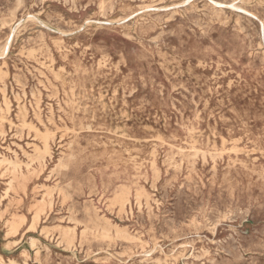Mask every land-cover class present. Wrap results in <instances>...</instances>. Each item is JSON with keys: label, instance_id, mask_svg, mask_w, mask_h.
Listing matches in <instances>:
<instances>
[{"label": "rangeland", "instance_id": "obj_1", "mask_svg": "<svg viewBox=\"0 0 264 264\" xmlns=\"http://www.w3.org/2000/svg\"><path fill=\"white\" fill-rule=\"evenodd\" d=\"M0 153V264H264V0H0Z\"/></svg>", "mask_w": 264, "mask_h": 264}, {"label": "bare ground", "instance_id": "obj_2", "mask_svg": "<svg viewBox=\"0 0 264 264\" xmlns=\"http://www.w3.org/2000/svg\"><path fill=\"white\" fill-rule=\"evenodd\" d=\"M181 4H182V3H181ZM248 14H249V13H248ZM159 15H160V14H159ZM159 15H158V16H159ZM218 17H219V16H218ZM26 22H27V20H26ZM41 24H42V23H41ZM17 25H18V24H17ZM14 32H15V31H14ZM7 47H9V45H8ZM32 51H33V50H32ZM1 57H2V56H1ZM5 67H6V66H5ZM9 78H10V77H9ZM1 90H2V89H1ZM2 93H3V92H2ZM8 99H9V98H8ZM8 103H9V102H8ZM7 110H8V109H7ZM7 113H11V111H10V112H7ZM135 118H136V117H135ZM3 120H4V119H3ZM32 125H33V124H32ZM133 130H134V129H133ZM193 130H194V129H193ZM191 131H192V130H191ZM192 133H193V132H192ZM194 133H195V132H194ZM194 133H193V134H194ZM46 138H47V135H46ZM208 139H210V138H208ZM150 140H151V139H150ZM195 142H196V140H195ZM197 142H198V139H197ZM212 147H213V146H212ZM213 148H214V147H213ZM177 149H178V148H177ZM40 151H41V150H40ZM41 152H42V151H41ZM0 154H1V153H0ZM45 154H46V153H45ZM18 155H19V154H18ZM19 161H20V160H19ZM124 161H125V160H124ZM1 162H3V161H1ZM1 162H0V163H1ZM20 162H21V161H20ZM6 163H7V162H6ZM21 165H22V164H21ZM21 165H20V167H21ZM66 166H67V165H66ZM8 167H9V166H8ZM20 167H19V168H20ZM29 167H30V166H29ZM66 168H67V167H66ZM8 170H9V169H8ZM41 170H42V169H41ZM5 171H6V170H5ZM13 172H14V171H13ZM15 173H17V172H15ZM15 173H14V175H15ZM16 176H18V175H16ZM23 177H24V175H23ZM14 178H18V177H15V176H14ZM24 178H25V177H24ZM22 180H23V179H22ZM27 180H28V179H27ZM11 181H12V180H11ZM11 181H10V182H11ZM25 181H26V180H25ZM134 182H135V181H134ZM25 183H26V182H25ZM23 186H24V185H23ZM135 186H136V185H135ZM180 187H182V186H180ZM9 189H10V188H9ZM137 190H138V189H137ZM9 191H10V190H9ZM131 191H132V190H131ZM5 192H6V191H5ZM131 194H132V193H131ZM48 197H49V196H48ZM123 198H124V197H123ZM136 198H137V197H136ZM141 200H142V199H141ZM179 200H180V199H179ZM123 201H124V200H123ZM137 201H138V200H137ZM127 202H128V201H127ZM53 203H54V202H53ZM124 204H125V203H124ZM121 205H122V204H121ZM42 207H43V206H42ZM42 207H41V208H42ZM44 209H46V208H44ZM40 211H42V210H40ZM42 212H43V211H42ZM71 214H72V213H71ZM36 219H37V218H36ZM38 219H39V218H38ZM25 220H26V219H25ZM25 220H24V221H25ZM198 223H199V222H198ZM200 223H201V222H200ZM31 226H32V225H31ZM213 226H214V225H213ZM119 227H120V226H119ZM125 231H126V230H125ZM70 232H71V231H70ZM108 233H109V232H108ZM213 233H214V232H213ZM108 238H109V237H108ZM108 240H109V239H108Z\"/></svg>", "mask_w": 264, "mask_h": 264}]
</instances>
